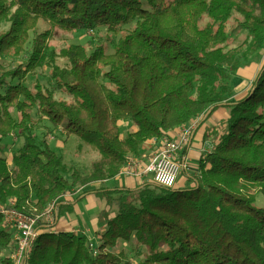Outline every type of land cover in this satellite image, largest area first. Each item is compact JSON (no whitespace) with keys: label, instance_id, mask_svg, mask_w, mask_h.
I'll return each mask as SVG.
<instances>
[{"label":"trees","instance_id":"obj_1","mask_svg":"<svg viewBox=\"0 0 264 264\" xmlns=\"http://www.w3.org/2000/svg\"><path fill=\"white\" fill-rule=\"evenodd\" d=\"M40 20L50 29L32 39L27 60L10 70L0 61L1 203L13 199L19 212L36 216L74 188L115 179L147 142L219 108L228 117L195 174L181 172L183 184L87 192L115 208L113 217L102 212L99 244L44 231L28 264H121L122 254L111 250L131 240L143 249L141 264H264V206L256 204L264 197V60L244 97L235 99L234 86L247 56L261 59L264 0H0V22L8 24L0 60L20 57ZM97 27L119 35L112 53L103 44L51 45L56 31ZM39 70L48 71L51 85L27 86ZM34 111L98 153L87 175L37 142ZM121 122L135 130L123 135ZM11 135L23 142L9 166L2 141ZM15 247L0 227V264H13Z\"/></svg>","mask_w":264,"mask_h":264},{"label":"rangeland","instance_id":"obj_2","mask_svg":"<svg viewBox=\"0 0 264 264\" xmlns=\"http://www.w3.org/2000/svg\"><path fill=\"white\" fill-rule=\"evenodd\" d=\"M234 19H239V16H234ZM235 21L232 19L230 22V26L234 25ZM133 24L123 27L124 31L132 29ZM8 28V24L5 22H0V32L6 31ZM50 26L46 21L40 20L38 23V26L36 30L30 32V40L28 44L26 45L24 53L18 57H8V58H2L0 61L3 64L5 70H10L15 66L16 63L24 62L27 60L30 48H31V41L35 37V35L42 33L46 30H49ZM246 37L245 33H242L238 35L235 39L233 38L234 45L241 43ZM119 39V35H112L110 34L105 27H97L93 30H76L74 32H61L56 31L54 33V39L51 43L52 46H54L56 49L62 48L64 46H68L70 44L75 45H85L90 50L95 48L99 44H103L107 47V52L112 53L113 47L117 40ZM264 60V48L261 51V59H255L252 56H247L246 61L244 65L242 64L239 68V70L235 73V76H237V79L234 77V86L239 82V80H242V87L237 90V92H240V96H242L243 93L246 94L248 90L251 88V84L253 80L256 78L257 74L259 73L262 64ZM59 64L63 65L62 60H58ZM1 74V73H0ZM35 81L42 83L44 85H51V79L49 76V73L47 70H39L36 74L30 75L27 79V86H30ZM15 83V82H14ZM56 97L60 99H65L68 101H71V98L59 91L56 92ZM244 95V94H243ZM221 111V110H220ZM219 110L215 113H212L209 115L203 122L200 123L199 129L205 132H208L211 135V132L213 131L214 127H212L213 123H222L221 120H219L218 114L220 112ZM39 115L36 113V111L33 112V118L35 121L34 124V132L36 135L37 142H40L42 140H45L49 147L54 150L56 153H58L64 160V163L67 167L72 168L73 170H78L82 175H87L91 163L98 159V153L93 150L90 146L84 144L81 142V140L74 136L70 135L67 136L61 128H55L53 127L47 120L45 119H39ZM120 127L122 130V134L124 135L127 132L132 131V125L127 124L126 122H121ZM208 134V135H209ZM22 139L18 138L16 135H11L4 139L2 141V145L4 147V156L7 160V163L9 166H11V159L12 156L17 152L19 147L22 145ZM179 160V158H178ZM198 161H195L194 163L197 166ZM185 173H188L189 175H194L196 172L195 167H192L189 165V162L187 163V167L184 170ZM181 176V175H180ZM132 180H137L135 178L126 177V176H118L115 179L109 181L108 186L109 188L117 187L124 185L123 187L133 188L134 185L132 183ZM91 187V186H90ZM103 188H106V186H102ZM100 187V188H102ZM79 188V187H77ZM98 187H92L89 188L88 191H93L97 189ZM76 189V188H74ZM94 196V195H91ZM96 198V201L99 202V197ZM89 199L81 200V204H79L80 207L84 208V205L88 204ZM94 200V199H93ZM6 205H9V203H5ZM256 204L258 206H264V197L258 196L256 199ZM94 208V207H93ZM92 208V209H93ZM105 212V211H104ZM107 215H110L111 212L115 213L114 207H107ZM104 214V217L106 216ZM70 220H73L75 218V215L69 216ZM98 220H101V214L97 217ZM106 219L103 220L101 223H105ZM4 229L8 230V227H4L3 225V218L1 221V226ZM58 228V227H57ZM56 229V228H55ZM77 234V233H76ZM90 243L93 245V248H95L99 240L94 239L91 240ZM112 253L118 255L122 254V263L121 264H141L143 261V249L138 248L133 240L130 242H124L119 241L117 244V247L113 250H111Z\"/></svg>","mask_w":264,"mask_h":264},{"label":"built area","instance_id":"obj_3","mask_svg":"<svg viewBox=\"0 0 264 264\" xmlns=\"http://www.w3.org/2000/svg\"><path fill=\"white\" fill-rule=\"evenodd\" d=\"M180 127L178 139L162 142L160 149L154 154L147 166L143 167L138 157L130 158L120 169L118 176L143 178L150 174L153 182L159 186L173 188L182 170L186 168V159L177 160L181 150L189 147L195 127L199 120ZM214 140L208 142L203 153L210 152L214 147ZM84 187L73 189L63 194L58 200L51 202L40 214L29 216L19 212L14 206L15 201L9 200V205L0 202V215L4 227L12 233L16 247L11 254L13 264H28L32 248L40 234L44 231L55 232V218L58 207L66 203V199L73 193L80 192ZM93 248V245H90Z\"/></svg>","mask_w":264,"mask_h":264},{"label":"crops","instance_id":"obj_4","mask_svg":"<svg viewBox=\"0 0 264 264\" xmlns=\"http://www.w3.org/2000/svg\"><path fill=\"white\" fill-rule=\"evenodd\" d=\"M235 77L237 79V76H235ZM238 81L239 82L235 85V93H236L235 99H241L242 97L245 96V93H243L244 95L242 94V96H240V98H238L240 95V92L238 93L237 90L239 88H241L243 85L242 80L238 79ZM218 110L219 111L221 110L218 114V117L222 123H217V124L213 123L212 127H214V129L211 132V135L208 132H205V131H202L199 129L200 123L203 122L208 116V114H206L201 120L198 121V123L195 127V130H194L192 140H191L189 147H186L185 149L181 150L178 158H179V160L186 159V167H187V163L189 162V165H191L192 167H195V169H197V166L194 162L198 161L201 153H203L205 151V149H207L208 142L211 140L217 141L221 132L224 130L225 125H226L225 122H226V119L228 117V111L224 108H219V109H216L212 113H215ZM131 129H132V131L135 130V128L133 126ZM179 130H180V128H176L173 131L169 132L165 139H161V140H157V141L152 140V141L144 144L140 150V154L138 157L141 161L142 166L143 167L147 166V164L150 162V160L154 156V154H156V152L160 149L163 141H165V140H171V141L177 140ZM178 158H177V160H178ZM184 170H182L181 172H183ZM186 174H188V173H186ZM135 179H137V180H132L134 187H137V186L144 184L146 182H153L152 175H150V174L144 176L141 179H139V178H135ZM108 183H109V181H107L103 184L91 185V187L90 186L84 187L80 192L73 193L72 196L67 198L66 203L61 204L59 206V213L57 212V215L55 218V226H54L53 230L55 232H70V233H74V234H76V233L77 234H83L89 239V241L94 240V239L99 240V234H101L105 230V226H106V223L103 224L101 222L106 219L104 217V214L102 215V212L107 211V206L105 204V201L102 199H100V201L97 202L96 198H94V197H98V196H96L94 193L86 195L87 192H92V191H88V189L92 188V187H98L97 189H99L102 186H106L107 189L128 188V187H123L124 185L109 188ZM177 183L178 184L184 183V179L182 176L179 175ZM97 189H95V190H97ZM91 195H94V196H91ZM88 198H92V199H89L88 204L87 205L85 204L84 208L80 207L79 204H81L80 203L81 200H83V199L86 200ZM78 199H80V200H78ZM65 207H70L69 208L70 212H67L68 208H65ZM100 214H101L102 219L98 220L97 217L100 216ZM114 214H115L114 212H111L109 217H113ZM70 215H75V218H73V220H70V218H69Z\"/></svg>","mask_w":264,"mask_h":264}]
</instances>
